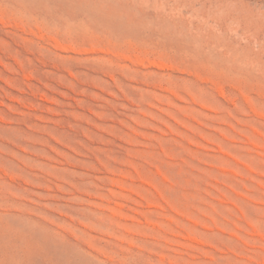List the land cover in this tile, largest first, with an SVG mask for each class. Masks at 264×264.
<instances>
[{"label": "rangeland", "instance_id": "1", "mask_svg": "<svg viewBox=\"0 0 264 264\" xmlns=\"http://www.w3.org/2000/svg\"><path fill=\"white\" fill-rule=\"evenodd\" d=\"M0 264H264V0H0Z\"/></svg>", "mask_w": 264, "mask_h": 264}]
</instances>
